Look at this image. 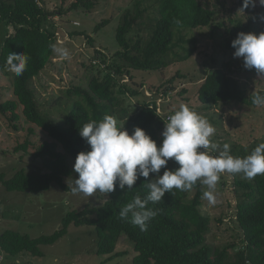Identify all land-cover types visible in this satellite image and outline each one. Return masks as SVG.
Returning a JSON list of instances; mask_svg holds the SVG:
<instances>
[{"label": "trees", "instance_id": "16d2710c", "mask_svg": "<svg viewBox=\"0 0 264 264\" xmlns=\"http://www.w3.org/2000/svg\"><path fill=\"white\" fill-rule=\"evenodd\" d=\"M39 1L0 0V28H3L0 73L11 80L13 97L0 100V117L16 133L25 130L28 124L32 126L27 129L28 134H34V128H37L47 136V140L38 145H33L26 138L15 147V152L28 154L30 151L32 159L41 161L43 171L27 173L20 169L9 179L0 173V185L7 192L40 193L48 191L53 184L64 192L71 191L64 183V178L72 174L68 159L75 163L80 152L90 151L86 140L79 135V129L90 121H101L105 115H111L117 121L125 120L124 128L119 123L118 127L130 135L136 127L143 129L159 147L162 139L158 133L164 128L166 116L158 114L156 101L143 103L132 116L125 110H118L122 105L118 96L129 94L126 82L120 84L119 81L131 80L132 71L156 72L172 63L187 61L195 50V39H186L182 33L210 26L216 14L203 0H148L151 2L149 7H142L145 0H135L134 5L122 14L116 28L118 50L112 57L104 50L93 51L89 65L96 68L98 76L90 79L87 88L74 86L67 90L69 104L63 117L56 121L49 112L41 111L32 83L51 63L55 54L52 45L69 48L72 45L70 42L58 43L63 38L58 37L59 29L48 18L55 13L47 11ZM99 1L74 0L68 12L90 13L97 8ZM242 6L243 0H237L239 10ZM149 9L154 17L148 18L147 25L143 16ZM251 9L249 7L243 12L248 13ZM58 13L62 14V11ZM109 23L108 19L98 23L93 33L97 34ZM250 28V24L238 23L229 30L225 50L233 54L232 41L238 33H246ZM134 29L147 31L146 37L128 38ZM77 36L85 35H68L69 40ZM87 39L88 45L92 46V38L87 36ZM187 44H192V48L189 49ZM11 52L23 53L29 58L20 77L8 70L6 60ZM240 74V69L228 65L203 71V82L197 92L198 102L206 108L233 102L256 105L252 101L258 94L244 93L238 78ZM153 93L165 98L166 92ZM137 95V92L130 93V96ZM178 167L174 160L167 165L171 171ZM163 171L162 168L160 175ZM154 178L155 174H150L147 180L139 178L130 191L125 186L124 191L117 187L112 193L100 192L107 197L102 205L68 212L62 218L60 228L51 235L31 238L6 230L0 234V252L8 258L21 254L41 258L44 256L42 248L64 238L69 227L73 226L91 229L95 240L94 254L107 257L100 264L125 254L115 251L122 235L133 244L136 253L131 264H264V175L253 179L243 176L242 180L234 182L235 193L241 192L235 206L237 229L241 234V246L236 251H233L235 244L213 250L206 245L210 219L200 211L204 191L199 181L190 190L173 189L165 193L162 201L150 203L148 206L156 210L157 215L148 223L147 231H141L129 220H122L120 210L135 196L146 197L149 192L144 184Z\"/></svg>", "mask_w": 264, "mask_h": 264}, {"label": "rangeland", "instance_id": "374dc122", "mask_svg": "<svg viewBox=\"0 0 264 264\" xmlns=\"http://www.w3.org/2000/svg\"><path fill=\"white\" fill-rule=\"evenodd\" d=\"M40 1H42L40 5L47 11L55 13L48 18L56 29H59L58 33L63 38L59 43L62 45L70 42L72 45V48L63 47L68 51L66 58L55 52L51 63L33 79L32 83L41 111L49 112L57 121L63 117L64 110L69 104L67 90L74 86L87 88L90 79L98 76L96 68L89 65L93 51L104 50L112 57L118 50L115 40L116 28L122 14L134 5L135 0H100L97 8L90 13L68 12V7L74 0ZM203 1L207 2L216 14L210 26L182 33L186 39H195V50L190 58L185 62L172 63L166 69L156 72L132 71L131 80L119 81L120 84L126 82L129 94L118 96L122 103L118 110H125L132 116L143 103L156 101L160 106L159 114L166 116L167 123V116L179 110L181 105H186L205 117L216 129L211 140L218 145V149L210 152V155H219L223 151V145L228 144L230 155L243 158L251 154L259 143L264 142V106H247L233 102L206 108L198 102L197 92L203 82V71L228 65L240 69L241 74L238 78L245 94H264V74H258L254 68L246 69L242 58H234V53H229L224 48L225 40L229 37L228 31L234 29L238 23L251 25L246 34L254 33L258 36L264 32V19L261 18L264 16V7L257 4L248 13H242L237 7V0ZM150 4L151 2L145 0L141 5L149 7ZM59 11H62V14H59ZM149 17H154L150 9L143 16L146 24ZM105 19L110 23L94 34L95 26ZM217 26L218 29L215 28ZM2 29L1 27L0 37ZM9 30L12 33V29ZM73 33H82L85 36L69 40L68 35ZM146 34L147 31L134 29L128 38L146 37ZM87 36L92 38V46L88 45ZM187 47L192 48V44H187ZM170 80H173L172 83H169ZM10 81L8 76L0 73L2 101L13 98ZM118 90L119 87L116 88V92ZM157 91H165V98H159L153 93ZM134 92L138 95L130 96V93ZM118 121L124 128L125 120ZM29 127L32 126L27 124L25 130L16 133L8 126V122L0 117V173H4L6 179L20 169L27 173L43 171L41 161L32 159L30 151L27 154L14 150L26 138L33 145L47 140V136L34 126L35 133L28 134ZM163 130L164 128L158 133L161 139ZM68 160L72 174L64 178V183L72 188V180L78 178V173L73 170V160L70 158ZM242 178L243 174L222 173L214 190L216 202L210 203L203 196L200 211L210 219V230L206 234L205 243L212 250L235 244L233 251H236L241 246V234L235 219V206L241 192L235 193L234 182ZM208 190V187L203 185V191ZM106 200L107 197L100 192L89 198L82 194L74 195L71 191L64 192L54 184L48 191L40 193L7 192L0 185V234L12 230L31 238L48 236L60 228L62 218L68 212L99 206ZM94 250L95 240L91 229L70 226L64 238L42 248L43 257L33 258L21 254L8 258L0 252V264H100L106 260L107 257L96 256ZM115 251L125 254L112 258L106 264H131L136 255L133 244L125 235L120 237Z\"/></svg>", "mask_w": 264, "mask_h": 264}, {"label": "clouds", "instance_id": "9594fccd", "mask_svg": "<svg viewBox=\"0 0 264 264\" xmlns=\"http://www.w3.org/2000/svg\"><path fill=\"white\" fill-rule=\"evenodd\" d=\"M257 4L264 7V0H243L240 12L249 7L254 9ZM231 47L235 49L234 58H242L246 69L254 68L258 74H264V32L258 36L240 32ZM52 48L61 57L68 56L65 48L56 45ZM28 59L23 53L11 52L6 60L8 70L22 76ZM252 102L264 106V95H256ZM215 132L205 117L186 105L167 118L159 148L143 129L136 127L130 135L118 127V121L111 115H105L99 122L90 121L79 129L90 151L80 152L76 157L73 170L78 178L72 180L71 191L89 198L96 192L112 193L117 187L124 191L127 186L130 191L139 178L147 180L150 174H155L154 179L144 184L149 194L144 198L135 196L119 212L122 220H129L141 231H147L148 223L157 215L148 205L162 201L165 193L173 189L187 191L199 181L209 189L203 193L204 198L214 204L220 174H243L246 179L264 175V142L243 158L230 155L228 144L223 145L219 155L212 156L210 152L218 149L211 140ZM170 160L179 165L175 171L167 168Z\"/></svg>", "mask_w": 264, "mask_h": 264}, {"label": "built area", "instance_id": "2783aa9c", "mask_svg": "<svg viewBox=\"0 0 264 264\" xmlns=\"http://www.w3.org/2000/svg\"><path fill=\"white\" fill-rule=\"evenodd\" d=\"M36 1H38V0H36ZM56 35H58V34H56ZM58 37H60V35H59ZM58 43H59V40H58ZM59 44H60V43H59ZM123 81H124V80H123ZM157 106H158V105H157ZM159 110H160V108H159V106H158V111H157V112H158V114L160 113V111H159ZM167 118H168V117H167Z\"/></svg>", "mask_w": 264, "mask_h": 264}]
</instances>
